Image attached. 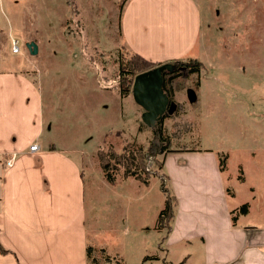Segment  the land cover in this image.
<instances>
[{"label": "rangeland", "instance_id": "rangeland-1", "mask_svg": "<svg viewBox=\"0 0 264 264\" xmlns=\"http://www.w3.org/2000/svg\"><path fill=\"white\" fill-rule=\"evenodd\" d=\"M37 1L29 0L36 14L26 2L16 15L25 7L24 25L29 27L28 17L35 22L29 40L38 53L31 55L23 42L21 52L13 53V39L9 54L21 58L28 51L26 72L43 89L52 121L47 135L59 146H76L85 163V228L96 256L89 264H204L200 244L185 241L169 253V230L156 226L166 199L159 178L163 157L176 148L213 149L224 157L236 213L244 216L241 206L252 202L242 218L264 222V0H196L202 33L195 56L202 67L167 75L175 108L163 118L161 135L142 120L144 109L132 91L122 96L119 64L135 53L121 34L127 1L50 0V14L48 0L46 10ZM134 143L153 155L141 173L146 186H130L144 180L123 175L118 162ZM101 152L115 168L112 182L101 167ZM155 254L160 257H146Z\"/></svg>", "mask_w": 264, "mask_h": 264}, {"label": "crops", "instance_id": "crops-1", "mask_svg": "<svg viewBox=\"0 0 264 264\" xmlns=\"http://www.w3.org/2000/svg\"><path fill=\"white\" fill-rule=\"evenodd\" d=\"M26 2L28 12L36 14L35 2L0 0V247L5 250L0 264H89L85 163L75 155L76 146L65 141L59 146L47 135L53 127L47 125L52 121H47L43 89L25 69L27 43L33 41L29 34L36 25L29 17V27L24 25L25 7L16 15ZM42 5L46 10L45 0ZM201 16L196 0H127L122 38L151 61L195 58ZM13 39L17 53L21 42L25 46L21 58L9 54ZM32 144L39 148L31 151ZM196 149L163 157V175L177 201L164 245L170 253L175 244H200L204 264H264V222L242 218L253 203L248 202L244 216L237 214L236 192L228 186L219 153Z\"/></svg>", "mask_w": 264, "mask_h": 264}, {"label": "trees", "instance_id": "trees-1", "mask_svg": "<svg viewBox=\"0 0 264 264\" xmlns=\"http://www.w3.org/2000/svg\"><path fill=\"white\" fill-rule=\"evenodd\" d=\"M126 1L127 0H125V2ZM172 63L174 65V69L172 71H168V70L164 71L163 88L167 94H168V92H167L168 91L167 90V87H168L167 86V84H168L167 75L168 74H172L173 76L174 75L179 76L182 74L180 69L186 70L187 73H195V72H198L200 70V67H202V63L196 57L195 58L189 57V58H185V59L178 58V59H174L172 61ZM160 64H162V63L151 61V60L145 58L144 56H142L138 53H132L128 59H126L125 61H121L119 66H120V71H121L120 77H121L122 96L127 95L129 93V90L132 91L133 81H134V78L137 74L144 72V71H147L149 69H152V68H154ZM173 76L170 77L169 80H172ZM170 100H171V102H173L171 97H170ZM168 114H169V112L167 114L163 115V117L160 120H158L155 125L152 126L153 128H155L154 130L157 131V134H159V135H161V132L163 130V128H162L163 118H165ZM159 137H162V136H159ZM162 139L167 140L168 138L163 137ZM127 147H128V145H127ZM128 150H129V152L127 154L122 155V157H120V158L116 157V158H118V162L124 166L123 175H125L126 177L133 176L139 180L143 179L144 183L147 184L148 178H144L141 175V173L145 172L146 167H147V163L152 158L153 155L146 154L144 146L137 144V143H134L133 147L132 148L130 147ZM179 150L186 151L188 149L186 147L185 148H176L173 150H169L168 152L179 151ZM192 150H194V148ZM222 158H224V157L220 156V164H221V168L224 169L225 163H224V160ZM99 159H100V164H101L102 169L105 171V173H108L107 174L108 179L111 182L114 181V179H115L114 175L110 171H112V169H115V168L113 166H111L109 159L103 154V152L99 153ZM163 164H164V159L162 161L161 167H163ZM159 178L161 181V188L166 195V199H165V206L161 210V212L158 216L157 227L161 228L162 225H166V227L169 230L170 229V222H171V220H173V217L175 214V207H176L177 201L175 200L174 196L169 194L170 193L169 189L166 187L165 181H164V180H166L165 176L162 175V176H159ZM248 209H249V204L244 203L241 206L239 213L246 214L248 212ZM233 221L234 222L236 221V216H234V215H233ZM92 250H93V248L91 246H89L87 248V255L89 257V260L91 258V255L96 257ZM0 251L5 252V250L2 247H0Z\"/></svg>", "mask_w": 264, "mask_h": 264}, {"label": "water", "instance_id": "water-1", "mask_svg": "<svg viewBox=\"0 0 264 264\" xmlns=\"http://www.w3.org/2000/svg\"><path fill=\"white\" fill-rule=\"evenodd\" d=\"M31 54L38 52V45L34 41L27 43ZM174 65L171 62L162 63L152 69L137 74L133 81L132 94L135 102L144 112L142 120L147 125H155L163 115L175 108L170 96L163 88L164 71H172Z\"/></svg>", "mask_w": 264, "mask_h": 264}, {"label": "built area", "instance_id": "built-area-1", "mask_svg": "<svg viewBox=\"0 0 264 264\" xmlns=\"http://www.w3.org/2000/svg\"><path fill=\"white\" fill-rule=\"evenodd\" d=\"M19 49H20V48H19V45H18V40L14 39V40H13V50H14V52H15V51L18 52ZM38 148H39V145H38V144H32V145L30 146V150H31V151H36ZM8 163L11 164L12 161L9 160Z\"/></svg>", "mask_w": 264, "mask_h": 264}]
</instances>
